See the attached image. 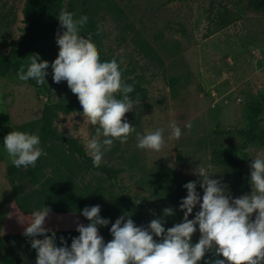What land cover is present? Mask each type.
<instances>
[{"label":"rangeland","instance_id":"374dc122","mask_svg":"<svg viewBox=\"0 0 264 264\" xmlns=\"http://www.w3.org/2000/svg\"><path fill=\"white\" fill-rule=\"evenodd\" d=\"M25 1L0 3L1 54L22 57L29 45L32 28L23 15ZM63 11L72 13L77 20L87 16L93 28L84 25L80 35L102 34L108 54L127 70L126 77L141 81L148 96L145 100H131L134 108L125 114L136 131L126 143L114 140L111 150L104 153L101 164L120 170L118 183L87 171L66 147L58 145L40 157L41 180L52 177L58 182L57 174L67 177L72 171V190L97 195L96 202L109 217L122 191L130 198L126 215L140 225L161 217L171 226L182 222L184 213L179 205L187 196L183 185L199 179L194 170L198 172L200 167L214 175L211 178L223 176L222 183L233 198L251 194L250 180L239 191L230 189L231 166L221 162L217 152H240L243 136L239 130L249 126L252 115L249 103L261 105L264 7L257 8L254 0H64ZM63 31L59 25L49 34L43 41L44 53L39 54L38 62H49L45 80L52 90L51 101L77 98L66 81L56 84L52 79L51 63L59 52L57 35ZM147 47L152 50H145ZM31 59H24L25 71ZM45 102L43 94L16 74L0 76L1 185L9 182L5 167L11 163L4 137L11 131L28 133L30 123L40 118ZM173 120L181 128L178 140L169 139ZM189 122L191 129L185 127ZM54 126L76 138L91 158L86 144L99 125H91L82 111H74L58 113ZM160 128L164 129L165 141L161 151L137 147L136 133L146 135ZM244 152L243 172L250 179V164L252 159L264 158V143L247 144ZM24 170L21 167V174ZM180 188L182 194L172 200V191ZM31 189L38 190V185ZM196 190L202 197L199 184ZM59 206L52 201L40 205L41 210L47 207L50 211ZM166 208H172L174 214L164 216ZM199 210L197 205L189 219ZM199 237L197 225L192 242L197 243Z\"/></svg>","mask_w":264,"mask_h":264},{"label":"clouds","instance_id":"9594fccd","mask_svg":"<svg viewBox=\"0 0 264 264\" xmlns=\"http://www.w3.org/2000/svg\"><path fill=\"white\" fill-rule=\"evenodd\" d=\"M58 19L64 31L57 35L59 52L51 63L52 79L56 84L66 81L78 98L83 117L91 125H99L86 144L93 166L99 167L114 140L126 143L136 131L125 119V114L134 108L129 97L134 88L122 80L115 58L101 62L91 36L80 35L81 28L88 22L87 16L77 20L72 13L62 11ZM31 57L27 71L21 67L17 76L21 81L33 79L37 85H44L49 62H38V53ZM117 95L122 98L117 99ZM169 127V139L178 140L181 128L174 120ZM185 127L191 129V122ZM163 133V128L146 135L136 133L137 147L161 151L165 143ZM3 144L16 168L34 167L45 154L37 134L11 131L4 137ZM250 168L251 194L238 198L228 193L227 186L222 183L223 176L211 178L214 175L203 167L198 172L194 170L199 179L183 185L187 189V196L179 205L184 213L183 220L167 230L162 217L153 219L147 226H137L131 215L125 214L112 224L113 239L105 243L98 226L107 227L110 220L101 218V206L95 205L85 207L80 213L90 223L85 226L76 221L79 236L72 238L70 247L63 236L60 237L62 246H58L55 231L45 227L50 213L47 207L32 213L23 235L31 238V248L36 250L35 264H199L206 253L223 259L205 261V264H264V158L252 159ZM197 184L203 189L202 197L196 190ZM197 205L200 210L189 219ZM173 214L172 208L164 210V216ZM197 225L200 237L193 243Z\"/></svg>","mask_w":264,"mask_h":264},{"label":"trees","instance_id":"16d2710c","mask_svg":"<svg viewBox=\"0 0 264 264\" xmlns=\"http://www.w3.org/2000/svg\"><path fill=\"white\" fill-rule=\"evenodd\" d=\"M2 0H0V3ZM254 5L257 8L264 7V0H254ZM64 0H26L23 7V15L25 20L32 28V35L28 47L22 57H10L0 53V76H5L9 72L17 75V72L23 67L24 59H29L32 54H43V41L51 33L55 32L60 25L59 13L63 11ZM89 29L93 28L90 20L85 24ZM89 34L85 38L91 36L92 42L96 45L101 62H108L113 59L112 55H109L103 44L102 34ZM148 48V49H147ZM144 48L145 50H152L150 47ZM24 58V59H23ZM118 63V61H117ZM122 74V80L129 85H132L134 91L129 94L130 100L138 101L145 100L148 96V91L142 86L140 80L135 81L134 78L126 77L127 70L120 66ZM139 78V77H137ZM29 85L37 89L43 94L47 102L43 104L40 118L36 122H31V127L27 129L29 134H37L40 137V147L43 152H46L49 148L52 150L53 145L66 147L67 151L76 158L82 166L93 173H96L104 178L118 183L120 170L101 164L99 167L93 166L92 158L88 157L85 153L83 145H81L76 138L70 135H65L59 132L54 126V119L58 113H68L74 111H83L82 107L75 97H64L58 101H51L52 90L47 83L44 85H37L36 81L29 79L26 81ZM117 99H121L120 95H117ZM251 110L250 124L246 128L239 130L243 136V144L240 148V152H217V158L224 163H228L232 170V180L230 182V189L233 191H239L247 186L249 177L243 172V166L245 164L244 152L247 144L250 143H264V95L261 96V105L257 103H249ZM21 128H24L21 127ZM40 158L37 160L34 167L29 166L25 168L23 174L20 169L16 168L12 163L6 166V175L11 187V193L13 195L16 206L24 213H33L34 211L41 210L40 205L46 201H52L60 206L56 211L59 212H76L81 218L89 224L85 217L80 213L85 207H91L98 205L96 202L97 195L91 197L90 195H83L81 193L72 190L74 185V179L72 171H69L67 177H63L62 174H57V181L54 178H46L41 180V169L38 166ZM38 185V190H32V186ZM183 192V189L178 191H172L171 199L176 200ZM130 206V198L125 197L121 191L120 197L116 200L112 217L100 212L101 218L109 219L110 223L107 227L98 226L99 233L109 240L113 237L110 233V228L117 218L126 214L127 207ZM137 226H147L148 224ZM165 229L172 227L168 223L163 225ZM154 239H159L154 237ZM223 259L222 256H215L213 253H206L204 260L199 264H205V261Z\"/></svg>","mask_w":264,"mask_h":264},{"label":"crops","instance_id":"0c3cea01","mask_svg":"<svg viewBox=\"0 0 264 264\" xmlns=\"http://www.w3.org/2000/svg\"><path fill=\"white\" fill-rule=\"evenodd\" d=\"M31 218L32 213H24L16 206L9 182L6 180L3 185L0 184V264H35L36 250L31 248V238L23 235ZM77 220L85 226L88 225L76 212L50 211L45 227L55 231L58 246H62L60 237L63 236L70 247L72 238L79 236L76 231ZM101 236L105 243L111 241Z\"/></svg>","mask_w":264,"mask_h":264}]
</instances>
